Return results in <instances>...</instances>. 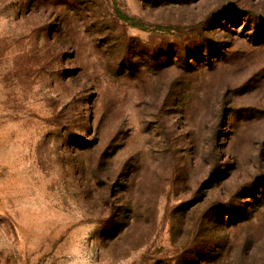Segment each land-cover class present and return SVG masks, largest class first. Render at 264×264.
<instances>
[{
	"label": "rangeland",
	"instance_id": "1",
	"mask_svg": "<svg viewBox=\"0 0 264 264\" xmlns=\"http://www.w3.org/2000/svg\"><path fill=\"white\" fill-rule=\"evenodd\" d=\"M0 264H264V0H0Z\"/></svg>",
	"mask_w": 264,
	"mask_h": 264
}]
</instances>
